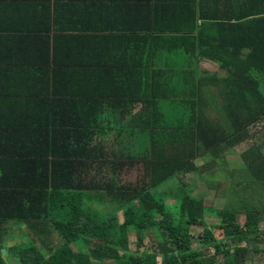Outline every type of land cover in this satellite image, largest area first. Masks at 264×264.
I'll return each mask as SVG.
<instances>
[{"label": "trees", "instance_id": "obj_1", "mask_svg": "<svg viewBox=\"0 0 264 264\" xmlns=\"http://www.w3.org/2000/svg\"><path fill=\"white\" fill-rule=\"evenodd\" d=\"M158 4L148 26L107 37L111 52L112 39H135V58L124 50L90 62L82 31L55 33L60 50L0 38V264L10 256L20 264H157L158 256L206 264L200 251L210 248L213 264L218 256L245 264L264 253V220L213 211L180 178L223 173L227 151L264 125V0ZM241 158L251 185L264 190V146ZM126 169L138 170L137 180L119 181ZM173 179L177 191L158 192ZM208 212L218 214L222 239L207 228ZM9 225L27 240L9 238L18 244L6 248ZM193 226L203 227L200 250ZM131 233L137 250L147 233L163 242L137 256ZM73 244L88 250L75 253Z\"/></svg>", "mask_w": 264, "mask_h": 264}, {"label": "crops", "instance_id": "obj_2", "mask_svg": "<svg viewBox=\"0 0 264 264\" xmlns=\"http://www.w3.org/2000/svg\"><path fill=\"white\" fill-rule=\"evenodd\" d=\"M192 1L198 3L200 0ZM158 7H160L158 0H0V35H4L0 38H12L11 43L17 41L30 45L33 41L37 43L36 40H45L50 43L52 49L60 50L65 43L56 42L55 33L64 30L68 36L71 35L70 32L82 31L86 36L83 39V53L90 62L98 63V58L104 57L102 55L106 56L110 53L111 57L124 50L127 54H133L135 58V39L119 42L112 39L109 43L114 45L111 47L113 50L111 52L106 46L107 37L111 33L122 34L123 32L125 35H132L135 33L136 26H148L155 17L154 10ZM163 21L168 23L167 17ZM113 28L118 30L113 31ZM13 46L17 45L11 44L7 49L19 50L18 46V48ZM137 57L140 58V55ZM162 242L163 240L156 237V234L152 237L145 238L144 236L143 245L139 250H137V245L133 249L131 242L129 250L131 253H137V256L145 253L152 254L158 248V243ZM17 244V242L12 243L9 247L12 248V245ZM200 247L203 248V244L199 246L197 243V247L194 248L200 250ZM71 249L75 253L79 250L87 252L88 246L73 244ZM200 252L201 259L205 260L206 264H213L212 257L215 253L213 248ZM156 261L157 264H162L163 259L158 256ZM6 262L7 264H20L16 258L11 256L6 258ZM93 262L117 264V261L110 258H104L103 261L94 259ZM143 264H151V262L144 261ZM216 264H224L222 256L217 257ZM245 264H264V253L251 255Z\"/></svg>", "mask_w": 264, "mask_h": 264}, {"label": "rangeland", "instance_id": "obj_3", "mask_svg": "<svg viewBox=\"0 0 264 264\" xmlns=\"http://www.w3.org/2000/svg\"><path fill=\"white\" fill-rule=\"evenodd\" d=\"M203 68L207 69L210 72L217 71V67L211 63H204ZM255 134L251 140L247 141V143H243L237 148L232 149L231 151H227L224 157V172L218 171V173L214 176L203 177L199 172L183 174L180 176L181 181L187 185V189L191 192L192 196L199 198L203 196L205 200V204L209 206V208L217 210H230L231 212H239L240 214H255L259 220H264V190L259 189L257 186L251 185V178L248 175V171L243 165V161L241 158V154L246 151L248 148H251L253 145L257 144L258 146H264V125L260 124L256 126L253 130ZM137 146L135 145V152ZM205 160H199L197 165L199 167L204 166ZM225 174V175H224ZM214 176V177H213ZM139 177L138 170L126 169L123 173H121L119 177V181L123 182H134ZM219 184V187H218ZM178 186V181L173 179L169 181L167 184H164L160 187L158 192L164 191H177L175 188ZM248 187V188H247ZM254 190V192H252ZM256 190L258 192H256ZM252 193V194H251ZM169 195L172 193H168L165 199L166 205L170 212H173L176 217L179 215L178 207L175 204ZM165 196V194L163 195ZM109 210V209H108ZM260 210V211H259ZM259 211V212H258ZM255 212V213H254ZM178 221V219H177ZM205 223L208 229L214 227L215 237L218 239H222L220 236V229L217 226L219 220V216L216 212L211 213L208 212L205 214ZM12 225V224H10ZM8 226V234H6V247H9L13 241H10L9 238L20 237V232L16 228H12ZM263 226V225H262ZM21 227V226H20ZM23 230L26 231V227L22 226ZM213 230V228H212ZM213 232V231H212ZM191 233L195 237L193 241V247H197V243L199 246L201 243L198 241L197 237L201 233H203V227L201 226H193L191 227ZM146 237H152L153 234L147 233L144 234ZM23 241L27 240V237H20ZM17 241L19 239H16ZM19 242V241H18ZM130 242L132 243L133 249L136 247V237L135 235H130ZM59 246V243H57ZM264 247V246H262ZM5 256V255H4ZM8 257V256H7Z\"/></svg>", "mask_w": 264, "mask_h": 264}, {"label": "water", "instance_id": "obj_4", "mask_svg": "<svg viewBox=\"0 0 264 264\" xmlns=\"http://www.w3.org/2000/svg\"><path fill=\"white\" fill-rule=\"evenodd\" d=\"M2 252L4 255H6V253H7L6 249H3Z\"/></svg>", "mask_w": 264, "mask_h": 264}]
</instances>
